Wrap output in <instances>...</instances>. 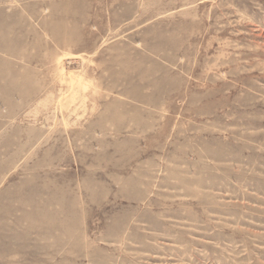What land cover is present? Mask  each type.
Masks as SVG:
<instances>
[{"label": "rangeland", "instance_id": "374dc122", "mask_svg": "<svg viewBox=\"0 0 264 264\" xmlns=\"http://www.w3.org/2000/svg\"><path fill=\"white\" fill-rule=\"evenodd\" d=\"M0 264H264V0H0Z\"/></svg>", "mask_w": 264, "mask_h": 264}]
</instances>
